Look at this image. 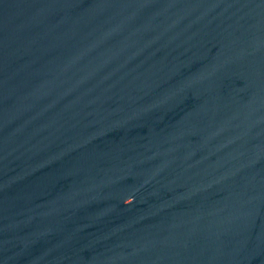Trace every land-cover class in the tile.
Here are the masks:
<instances>
[{
  "label": "water",
  "instance_id": "95a60500",
  "mask_svg": "<svg viewBox=\"0 0 264 264\" xmlns=\"http://www.w3.org/2000/svg\"><path fill=\"white\" fill-rule=\"evenodd\" d=\"M0 264H264V0H0Z\"/></svg>",
  "mask_w": 264,
  "mask_h": 264
}]
</instances>
